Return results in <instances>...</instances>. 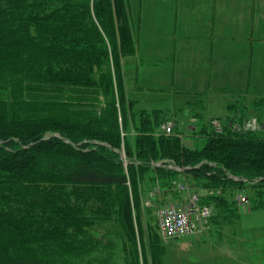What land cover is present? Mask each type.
Returning <instances> with one entry per match:
<instances>
[{"label":"trees","instance_id":"trees-1","mask_svg":"<svg viewBox=\"0 0 264 264\" xmlns=\"http://www.w3.org/2000/svg\"><path fill=\"white\" fill-rule=\"evenodd\" d=\"M81 1L0 0V81L10 86L15 78L17 90L39 94L31 103L21 96L0 101V262L34 264L13 261L10 251L16 246H78L81 237L93 248L89 236L113 217L135 244L137 178L154 170L175 173L151 166L163 159L214 187L238 188L257 180L253 189L262 193L264 137L255 133L224 128L204 148L189 151L177 138L150 135V124L159 120L152 113L144 115L132 142H122L118 118L126 128L127 116L136 117L128 112L120 65L121 56L135 53L127 1ZM65 89L98 90L105 108L88 118L70 117L66 100H49ZM215 199L216 204L202 203L226 212V198ZM157 249L151 252L152 264H161ZM129 250L130 264H140L136 249ZM141 259L147 264L145 254Z\"/></svg>","mask_w":264,"mask_h":264},{"label":"rangeland","instance_id":"rangeland-1","mask_svg":"<svg viewBox=\"0 0 264 264\" xmlns=\"http://www.w3.org/2000/svg\"><path fill=\"white\" fill-rule=\"evenodd\" d=\"M126 1L135 53L121 56L120 65L130 104L128 112L136 117L127 116L126 128L118 118L122 142H132L144 125V115L152 113L158 114L159 120L150 124V135L156 139L177 138L189 151L204 148L209 138L224 128L241 134L236 127H244L250 119H256L259 126L256 136L264 137V40L256 42L264 38V0ZM17 83L15 78H11L10 86L0 81V101H14L19 96L30 103L37 99L39 94L24 87L17 90ZM74 90L51 94L49 100H66L70 106L68 116L73 118L99 115L100 108H105L98 90ZM212 120L219 123L214 126ZM168 122L173 130L165 134L162 127ZM51 135L54 133H46ZM121 149L123 152V143ZM164 173L154 170L137 178L140 213L134 214L135 244L128 240L120 220L113 217L89 236L96 243L93 248H89L93 242L88 244L81 237L78 246L62 244L48 250L16 246L10 251L12 260L30 259L34 264H130L129 248L133 246L140 264L144 254L146 263L152 264L155 248L160 250L162 264H218L214 256L219 252L228 254L220 259L216 256L219 264H234L235 259L248 262L252 259L247 254L257 255L259 263L264 264V186L258 196L251 183L238 188L214 187L194 180L186 172ZM183 179L199 192L202 201L211 204H216V197L233 201L241 194L248 198L249 212H235L230 219L218 213L214 218L218 222L210 224L209 231L199 237L158 240L155 209L165 201L178 200L175 186ZM129 195L132 198L131 191ZM188 246L191 248L186 250ZM0 264L13 263L3 259Z\"/></svg>","mask_w":264,"mask_h":264},{"label":"built area","instance_id":"built-area-1","mask_svg":"<svg viewBox=\"0 0 264 264\" xmlns=\"http://www.w3.org/2000/svg\"><path fill=\"white\" fill-rule=\"evenodd\" d=\"M216 126L219 121L211 122ZM256 119L248 120L244 127H236L238 132H254L259 130ZM165 134L173 130L172 123L163 125ZM217 130V129H216ZM178 195L182 196L181 203L165 201L155 209L158 235L162 240H174L186 236H197L205 233L212 217V207L201 203L199 192L187 180L183 179L176 186ZM237 205L244 206L247 199L243 195L236 197Z\"/></svg>","mask_w":264,"mask_h":264},{"label":"crops","instance_id":"crops-1","mask_svg":"<svg viewBox=\"0 0 264 264\" xmlns=\"http://www.w3.org/2000/svg\"><path fill=\"white\" fill-rule=\"evenodd\" d=\"M259 11L261 10V9H258ZM259 28V27H258ZM264 40V38L263 37H261V38H257V43H261L262 41ZM261 47H258V48H256V52L260 49ZM226 201L228 202V210L226 211V212H221V213H219V214H222V215H225V216H229V218L228 219H230V218H232L233 216H234V213L236 212V213H239V214H244V213H248L249 212V208H248V204H246L245 206H240V207H238L237 205H236V202L233 200V201H228L227 199H226ZM216 216H218V213L217 212H215L214 211V216H213V219H212V223H216V222H218V220H214V218H216ZM224 221H227V220H224ZM209 231V230H208ZM211 232H214L213 230H211ZM199 237V236H198ZM195 239H198V238H195ZM241 244H243L244 242H240ZM188 248H191V246H188V247H186L185 249L187 250ZM222 254H224V255H228L226 252H219V253H217V255H215L214 256V259H215V261L216 262H218V264H219V260L217 259V258H219L220 259V257L222 256ZM216 256H217V258H216ZM247 256L250 258V259H252V260H247L248 262H244L243 260H239V259H235V260H233L234 261V264H260L259 263V260H257V255L256 256H252V257H250L248 254H247ZM163 258V257H162ZM231 258V257H230ZM162 261V260H161ZM162 264V263H161Z\"/></svg>","mask_w":264,"mask_h":264}]
</instances>
